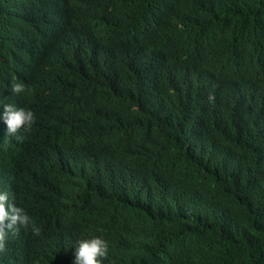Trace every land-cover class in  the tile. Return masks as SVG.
<instances>
[{
  "label": "trees",
  "instance_id": "16d2710c",
  "mask_svg": "<svg viewBox=\"0 0 264 264\" xmlns=\"http://www.w3.org/2000/svg\"><path fill=\"white\" fill-rule=\"evenodd\" d=\"M160 1L0 0V63L32 54L47 77L75 83L70 97L86 117L63 109L65 123H98L179 171L165 197L176 204L130 206L132 264H152L153 244L184 264L182 220L217 229L197 264H264V0H187L182 26L166 22ZM139 11L164 22L153 37L134 25L129 40ZM100 61L106 70L93 73ZM23 236L35 263L49 264L57 233Z\"/></svg>",
  "mask_w": 264,
  "mask_h": 264
},
{
  "label": "clouds",
  "instance_id": "9594fccd",
  "mask_svg": "<svg viewBox=\"0 0 264 264\" xmlns=\"http://www.w3.org/2000/svg\"><path fill=\"white\" fill-rule=\"evenodd\" d=\"M186 3L161 0L166 22L182 26ZM143 13L131 16L129 40L134 25L140 36L153 37L164 22L153 26ZM106 68L96 62L93 73ZM74 86L68 76L47 77L30 53L0 63V264H36L23 234L39 229L57 233L49 264L135 263L128 242L138 225L130 206L177 203L174 196L165 199L180 181L176 167L160 168L135 143L110 136L98 123H65L63 109L86 117L70 97ZM85 95H78L82 103H88ZM34 209L37 219L29 212ZM216 238L212 224L189 228L182 220L176 228L184 264H197ZM148 254L152 264H180L154 244Z\"/></svg>",
  "mask_w": 264,
  "mask_h": 264
}]
</instances>
